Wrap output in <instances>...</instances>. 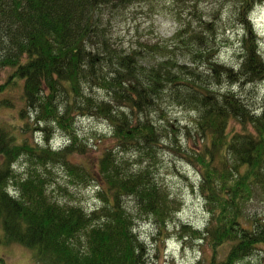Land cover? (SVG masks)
<instances>
[{
	"label": "trees",
	"instance_id": "obj_1",
	"mask_svg": "<svg viewBox=\"0 0 264 264\" xmlns=\"http://www.w3.org/2000/svg\"><path fill=\"white\" fill-rule=\"evenodd\" d=\"M135 1L0 0V71L11 70L0 92L22 87L21 114L34 113L33 125L0 123V246L31 249L40 264H144L145 246L125 198L132 197L138 215L154 218L161 230L174 220L175 201L154 173L165 127L151 119L168 99L196 115L199 140L184 158L200 170L211 219L202 231L184 232L212 250L198 264L244 262L264 252V215L247 213L248 204L264 198V111L259 115L232 90L217 88L264 81V57L250 21L264 0H227L235 25L246 30L237 72L217 61L216 26L198 17L195 7L194 18L178 19L170 43L151 50L115 45L104 11ZM179 56L192 65L180 64ZM0 104L13 105L9 99ZM77 117L106 120L119 151L105 149L93 166L94 160L75 163ZM52 126L69 141L59 150L27 137L39 131L48 140ZM170 140L178 141L177 135ZM133 152L135 162L118 157ZM58 164L76 186L95 183L102 205L87 210L54 198L47 174Z\"/></svg>",
	"mask_w": 264,
	"mask_h": 264
},
{
	"label": "rangeland",
	"instance_id": "obj_2",
	"mask_svg": "<svg viewBox=\"0 0 264 264\" xmlns=\"http://www.w3.org/2000/svg\"><path fill=\"white\" fill-rule=\"evenodd\" d=\"M193 7L196 8L198 17L201 16L203 21L216 26L214 35H216L217 61L237 72L242 62V40L246 30L243 26L235 25L233 10L227 0H137L115 11L105 10L104 18L111 30V40L115 45L125 49H138V46L148 45L151 50L156 44L170 43L181 26L178 19L181 17L188 21L194 18L191 16L194 12ZM250 21L253 22L260 51L264 57V5L255 8L250 15ZM178 60L184 66L192 65L189 58L179 56ZM10 73V69L0 71V85L6 83ZM227 89L241 96L255 113L260 115L264 111V81L243 87L240 84L231 86L225 83L224 86L217 88L220 92H225ZM21 94L20 86H11L0 92V101L9 99L13 103L11 107L0 104L1 124L21 127L25 123L33 125L32 109L29 110L30 114H21V111L26 108L20 100ZM97 94L101 99L106 98V94L102 91ZM161 105L162 110L151 116L156 125L165 127L159 153L160 160L154 173L160 185L170 194L171 200L175 201L174 220L172 223L169 221L168 225L161 230L154 218L138 215L136 203L132 197L125 198V203L135 216V232L145 246L144 264H198L203 259L209 258L212 250L206 241L190 235L189 232H184L186 227L202 231L211 219L201 191L200 170L184 158V151L189 150L190 147L193 148L199 140L193 124L196 115L193 111L186 110L168 99ZM163 116H166L167 120H162ZM74 125L81 151L72 157L75 163H90L107 148L114 149L116 153L119 151L118 142L114 139L112 128L106 120L97 117H77ZM232 126L238 130L241 129L237 122H234ZM187 128L192 130L191 134ZM175 134L178 141L173 142L170 139ZM27 137L31 142L43 147L49 144L54 150H59L69 143L68 138H63V134L55 126L50 129L48 140L46 133L39 131L28 132ZM134 154V152L118 153V157L135 162L137 157ZM95 161L91 163V166L95 165ZM15 168L19 173L24 171L20 163L16 164ZM139 168V166H132L134 170ZM47 177L52 179L53 197L61 203L80 204L87 210L102 205L97 196L98 186L95 183L90 186L86 184L76 186L61 164L52 168ZM247 211L254 217L264 215V198L256 197L247 205ZM224 256L222 249L219 258L223 259ZM0 264H40V262L33 250L17 244L8 247L0 246ZM239 264H264V252H256L253 257Z\"/></svg>",
	"mask_w": 264,
	"mask_h": 264
}]
</instances>
